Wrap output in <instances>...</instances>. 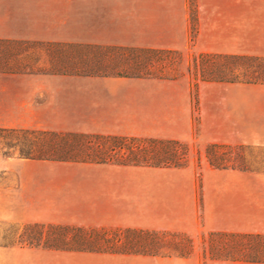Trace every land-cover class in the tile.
Wrapping results in <instances>:
<instances>
[{
  "label": "rangeland",
  "instance_id": "374dc122",
  "mask_svg": "<svg viewBox=\"0 0 264 264\" xmlns=\"http://www.w3.org/2000/svg\"><path fill=\"white\" fill-rule=\"evenodd\" d=\"M0 38L175 50L158 60L153 73L177 76L176 81L50 74L48 55L38 52L37 60L30 61L36 73H0V127L175 138L183 133L181 121L191 115L192 131L182 140L190 146L189 166L195 169L200 199L209 143L200 142V91L194 86L193 57L199 52L264 56V0H197V11L189 0H0ZM242 144L253 147L245 150L252 169L248 172L264 176V145ZM75 174L56 161L23 158L0 138V247L42 248L19 244L23 226L36 222L170 231L188 224L175 212L188 189L186 176L134 166L110 171L124 181L122 216L109 217V224L100 227L73 223L58 215L53 200L60 181ZM134 194L147 206L155 198L151 215L143 207L141 216L136 215ZM172 240L168 237L161 254L193 250L207 258L212 249L217 254L232 243L207 235L195 237V245H174Z\"/></svg>",
  "mask_w": 264,
  "mask_h": 264
},
{
  "label": "trees",
  "instance_id": "16d2710c",
  "mask_svg": "<svg viewBox=\"0 0 264 264\" xmlns=\"http://www.w3.org/2000/svg\"><path fill=\"white\" fill-rule=\"evenodd\" d=\"M189 2L197 11V0ZM194 21L197 24V14ZM41 51L49 57L50 69L46 73L50 74L178 78L153 73L158 60L176 52L172 49L8 38H0V73H36L30 61H36ZM193 64L196 89L201 81L264 84V56L261 55L199 52L194 55ZM0 138L7 147L18 150L21 157L34 160L159 168H181L189 162L190 146L176 139L1 127ZM251 149L252 146L245 144L211 143L205 147V157L215 168L252 171L245 156V150ZM168 237H173L174 245H185L184 242L194 245L193 239L184 233L139 228L95 229L36 222L24 225L18 234L21 246L53 250L181 257L192 254L193 250L178 251L176 255L161 254L159 249ZM207 237L232 241L220 253L215 254L212 249L210 258L264 262V234L211 232Z\"/></svg>",
  "mask_w": 264,
  "mask_h": 264
},
{
  "label": "crops",
  "instance_id": "0c3cea01",
  "mask_svg": "<svg viewBox=\"0 0 264 264\" xmlns=\"http://www.w3.org/2000/svg\"><path fill=\"white\" fill-rule=\"evenodd\" d=\"M199 91L200 142L264 145V84L201 81ZM181 122L183 133L174 136L175 138L127 136L176 139L189 145L182 138L190 135L192 131V116H186ZM56 162L60 166L76 170L74 177L60 181L53 200L60 217L70 218L73 223L100 227L109 224L107 222L109 217L123 215L120 210L123 203L121 186L124 181L117 176H110V171H118L125 165ZM134 168H144L166 175H183L186 176L188 186L186 195L179 197L181 206L175 211L188 222L181 231L135 228L184 233L192 239L211 232L264 234V176H253L248 171L238 169L215 168L207 161L201 168V191L198 199L196 173L195 169L189 166V162L181 168L149 166ZM154 199L150 198L147 206L142 204L139 194H134L133 209L136 215L141 216L142 207L143 211L148 210L151 215L150 208L153 206L150 204ZM83 218L89 220L83 221L81 220ZM0 264H264V262L202 258L196 251L190 256L181 257L0 247Z\"/></svg>",
  "mask_w": 264,
  "mask_h": 264
}]
</instances>
